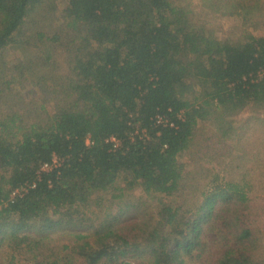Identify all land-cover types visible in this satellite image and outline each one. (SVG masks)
<instances>
[{
  "label": "trees",
  "instance_id": "trees-1",
  "mask_svg": "<svg viewBox=\"0 0 264 264\" xmlns=\"http://www.w3.org/2000/svg\"><path fill=\"white\" fill-rule=\"evenodd\" d=\"M199 3L0 0V249L264 264V0Z\"/></svg>",
  "mask_w": 264,
  "mask_h": 264
},
{
  "label": "rangeland",
  "instance_id": "rangeland-1",
  "mask_svg": "<svg viewBox=\"0 0 264 264\" xmlns=\"http://www.w3.org/2000/svg\"><path fill=\"white\" fill-rule=\"evenodd\" d=\"M191 3L194 7L196 6L197 8L201 9L199 0H191ZM58 6L59 8L57 11V17L60 18L62 17V11L65 7V1L60 3ZM218 19H220V17H218ZM220 22H223L225 24L224 19L218 21L219 25H220ZM262 33H264V30L256 31L257 35H261ZM7 55L9 56L11 61H15V62L17 61L19 57H21L20 56L21 53L16 49L8 50ZM25 94H26V91H25ZM254 114L260 117L261 119H263V121H259V124L256 127L257 129L256 139H258L260 145L254 144V147H252V149L250 150L249 155H251L259 163V165L262 168L261 170L264 171V109H261V110L246 109L243 113H240L237 116V119H239L240 121H243V120L245 121L246 119H249L251 116H254ZM257 136L260 138H258ZM185 154L180 155V161L181 163L185 165V168L188 171H190L191 162H190L189 156ZM251 174L253 177H255V175L258 176L257 173H251ZM102 206H104V204ZM76 232L78 231L74 229H70V228L69 229H56L53 232H51L49 236L53 240V243H52L53 246L55 245L57 247L62 248L64 245L72 246L75 243L74 234ZM92 232H93V229H87L84 231V233H88V234ZM32 256H33V253L30 252L29 250L27 251L26 249H19V250L13 251V249L5 247V248L0 249V264H12V263L14 264H37L36 263L37 261H35L32 258ZM131 264H135V263H131Z\"/></svg>",
  "mask_w": 264,
  "mask_h": 264
},
{
  "label": "built area",
  "instance_id": "built-area-1",
  "mask_svg": "<svg viewBox=\"0 0 264 264\" xmlns=\"http://www.w3.org/2000/svg\"><path fill=\"white\" fill-rule=\"evenodd\" d=\"M47 168H49V165L48 164H44L43 165V169H47Z\"/></svg>",
  "mask_w": 264,
  "mask_h": 264
}]
</instances>
